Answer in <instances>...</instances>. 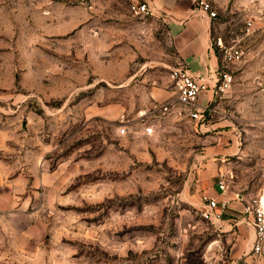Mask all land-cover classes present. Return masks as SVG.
<instances>
[{
  "label": "rangeland",
  "instance_id": "rangeland-1",
  "mask_svg": "<svg viewBox=\"0 0 264 264\" xmlns=\"http://www.w3.org/2000/svg\"><path fill=\"white\" fill-rule=\"evenodd\" d=\"M130 1L0 0V264H239L196 171L219 129L241 152L228 189L264 186L263 5L205 0L233 77L201 117L215 129L147 96H176L179 65L164 21Z\"/></svg>",
  "mask_w": 264,
  "mask_h": 264
},
{
  "label": "crops",
  "instance_id": "crops-1",
  "mask_svg": "<svg viewBox=\"0 0 264 264\" xmlns=\"http://www.w3.org/2000/svg\"><path fill=\"white\" fill-rule=\"evenodd\" d=\"M146 1L151 9L149 16L164 21L167 32L173 40L178 65L185 67L191 75L208 86L200 94L197 105L199 108L209 105V108L199 114L197 118L191 117L186 107H181L186 110L192 120L200 121L201 127L211 125L215 129L218 128L224 122L212 120L208 124L201 118L207 111H214V104L228 89L219 93L214 87L218 72L222 68V62L216 46L213 45L211 17L199 9L197 4L199 0ZM258 1L264 9V0ZM167 86L163 83L150 86L147 96L154 102H172L175 107L179 105L176 102V96H174V91L168 89ZM203 138L204 146L200 155V159L203 161L196 171L197 191L201 192V196L207 195L217 200L228 201V206L221 213V217L211 221L230 239L231 256L235 262L250 264L256 259L263 263L264 247L260 252H255L252 249L255 240V231L251 223L252 214L244 211V206L252 197H248L246 192L229 190L225 183L226 175L234 173L232 169L234 157L240 158L239 142L231 132L219 129L207 133ZM222 180L226 187L224 191L218 187V183Z\"/></svg>",
  "mask_w": 264,
  "mask_h": 264
},
{
  "label": "built area",
  "instance_id": "built-area-1",
  "mask_svg": "<svg viewBox=\"0 0 264 264\" xmlns=\"http://www.w3.org/2000/svg\"><path fill=\"white\" fill-rule=\"evenodd\" d=\"M197 4L199 9L205 12L209 17L215 16V11L207 1L199 0ZM130 10L137 15H149L151 12L146 0H131ZM216 45L222 48L225 62H236L240 59L241 50L238 48L234 46H224L220 38L217 39ZM170 77L174 82L176 102H178L180 106L186 107L191 117L197 118L199 114L209 108V105L202 108H199L197 105L200 94L208 88L205 82L191 75L183 66L173 67L170 70ZM232 80V75L224 70L222 66L218 72L214 86L216 91L219 93L223 92L230 86ZM173 106L174 104L172 102H165L158 105L157 108H162V110L166 111L170 110ZM121 132H124V129H122ZM218 187L221 191L225 190L226 187L223 180L218 183ZM227 206V200H217L214 197L203 195L201 199V214L203 217L210 220H218ZM216 208H218V211H216ZM244 211L248 214H252L251 223L255 231V240L252 249L255 252H260L264 247V186L258 191L256 196L252 197L250 201L246 203Z\"/></svg>",
  "mask_w": 264,
  "mask_h": 264
},
{
  "label": "trees",
  "instance_id": "trees-1",
  "mask_svg": "<svg viewBox=\"0 0 264 264\" xmlns=\"http://www.w3.org/2000/svg\"><path fill=\"white\" fill-rule=\"evenodd\" d=\"M217 49V48H216Z\"/></svg>",
  "mask_w": 264,
  "mask_h": 264
}]
</instances>
